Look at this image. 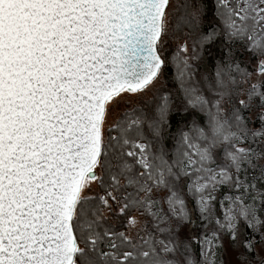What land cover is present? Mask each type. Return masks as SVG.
<instances>
[{"label": "snow or ice", "instance_id": "obj_1", "mask_svg": "<svg viewBox=\"0 0 264 264\" xmlns=\"http://www.w3.org/2000/svg\"><path fill=\"white\" fill-rule=\"evenodd\" d=\"M0 264H264V0H0Z\"/></svg>", "mask_w": 264, "mask_h": 264}]
</instances>
